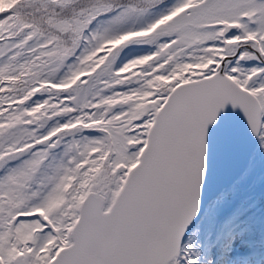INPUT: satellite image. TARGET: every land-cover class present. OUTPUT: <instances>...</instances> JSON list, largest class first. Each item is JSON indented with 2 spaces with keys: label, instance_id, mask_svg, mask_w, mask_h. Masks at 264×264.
Masks as SVG:
<instances>
[{
  "label": "snow or ice",
  "instance_id": "6c2138e0",
  "mask_svg": "<svg viewBox=\"0 0 264 264\" xmlns=\"http://www.w3.org/2000/svg\"><path fill=\"white\" fill-rule=\"evenodd\" d=\"M0 264H264V0H10Z\"/></svg>",
  "mask_w": 264,
  "mask_h": 264
},
{
  "label": "water",
  "instance_id": "95a60500",
  "mask_svg": "<svg viewBox=\"0 0 264 264\" xmlns=\"http://www.w3.org/2000/svg\"><path fill=\"white\" fill-rule=\"evenodd\" d=\"M238 156L230 161H235L237 160V164H236V169H239L240 166L243 164V157H240L239 159ZM230 161H221L220 164L218 165V170L217 173L213 179V183L211 184L209 190L206 192V195H210L212 192H214L215 190H217L218 188L221 187V185L223 186L225 184V182L222 179V173H224V175L226 174V171H223V166H222V162H230ZM242 162V163H241Z\"/></svg>",
  "mask_w": 264,
  "mask_h": 264
}]
</instances>
